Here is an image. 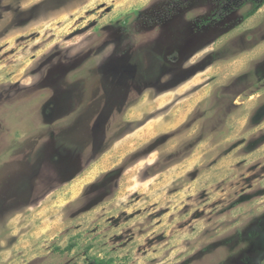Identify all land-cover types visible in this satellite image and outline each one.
<instances>
[{
  "label": "rangeland",
  "instance_id": "374dc122",
  "mask_svg": "<svg viewBox=\"0 0 264 264\" xmlns=\"http://www.w3.org/2000/svg\"><path fill=\"white\" fill-rule=\"evenodd\" d=\"M0 0V264H264V5Z\"/></svg>",
  "mask_w": 264,
  "mask_h": 264
},
{
  "label": "trees",
  "instance_id": "16d2710c",
  "mask_svg": "<svg viewBox=\"0 0 264 264\" xmlns=\"http://www.w3.org/2000/svg\"><path fill=\"white\" fill-rule=\"evenodd\" d=\"M242 4L250 5L248 10L241 17L243 20H247L260 10V8L264 5V0H245Z\"/></svg>",
  "mask_w": 264,
  "mask_h": 264
}]
</instances>
